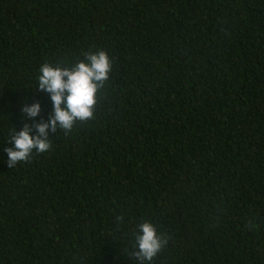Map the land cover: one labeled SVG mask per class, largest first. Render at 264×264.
<instances>
[{"label":"trees","instance_id":"obj_1","mask_svg":"<svg viewBox=\"0 0 264 264\" xmlns=\"http://www.w3.org/2000/svg\"><path fill=\"white\" fill-rule=\"evenodd\" d=\"M89 50L113 59L94 119L9 168L54 114L40 66ZM144 221L152 264H264V0H0V264H138Z\"/></svg>","mask_w":264,"mask_h":264},{"label":"clouds","instance_id":"obj_2","mask_svg":"<svg viewBox=\"0 0 264 264\" xmlns=\"http://www.w3.org/2000/svg\"><path fill=\"white\" fill-rule=\"evenodd\" d=\"M82 55L83 59H78L70 67L54 66L47 62L40 66L37 88L50 94L54 114L47 122L41 121L31 127L25 123L18 132L13 130L7 143L14 147L5 148L9 168L20 162H29L34 152H47L52 147L51 139L48 138L49 130L53 133L63 130L68 134L78 121L94 119L99 93L110 80L113 59L104 50L82 51ZM40 111L39 102L25 104L22 108L25 119L37 117ZM32 127L36 129L35 136L30 134ZM116 220L122 222L123 216L116 217ZM169 239V236L158 233L153 223L144 221L138 225L133 250L129 255L138 264H152Z\"/></svg>","mask_w":264,"mask_h":264}]
</instances>
